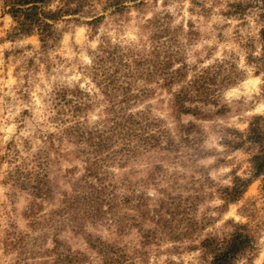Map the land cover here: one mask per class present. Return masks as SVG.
Wrapping results in <instances>:
<instances>
[{"label": "rangeland", "instance_id": "rangeland-1", "mask_svg": "<svg viewBox=\"0 0 264 264\" xmlns=\"http://www.w3.org/2000/svg\"><path fill=\"white\" fill-rule=\"evenodd\" d=\"M104 2L91 0L90 11L96 17L104 16L96 29L83 23L88 17L69 16L58 21V28L63 30L61 40L45 55L39 51L36 35L6 38L13 22L8 7L0 0V235L13 222L19 230H26L23 213L30 203L28 194L12 193L10 185H4L6 172L14 165L33 168L31 156L43 148L46 136L58 131L60 123L72 119L69 109L57 100L58 94L64 89L78 88L93 103L86 115L88 125L104 118L103 96L90 77L94 53L103 37L104 45L117 51L116 57L121 55L124 62L144 58L156 45L161 57L164 51L177 55L173 69L183 67L185 78L182 83L173 84L171 91L187 87L192 96L190 105L197 109L196 115H178L171 106L168 88L161 86L162 80H136L135 87L151 92L132 105L131 112H144L157 119L162 127L160 132L175 141L185 135L183 129L191 124L198 132L192 134L196 137L194 146L170 152L169 159L165 153H153V162L162 165L163 180L158 177V187L171 186L169 191L173 195L189 197L187 212L197 221V230L187 240L153 244L144 255L123 264H208L199 249L200 240L206 236L222 238L231 231L228 221L248 225L258 240L256 257L252 261L243 258L239 264H264L262 178L253 180L239 201L222 207L220 200V189L231 185L234 176H251L249 159L254 148L248 144L234 146L253 116L264 117L259 0H139V6L128 3V9L111 16V9L103 10ZM70 19L82 22L63 23ZM155 20L161 24L159 32L148 26V22ZM144 67L152 69L153 65ZM13 147L19 158L10 164L4 156ZM55 147L62 155L51 154L55 160L46 171L53 192L52 198L43 203L44 212L55 208L62 193L69 192L75 177L71 172L78 175L81 171L77 169L82 167L74 154L64 156L74 149L70 143ZM150 164L146 157H141L129 162L126 168H112V173L116 180L126 174L142 182L147 179ZM130 171L134 174L128 175ZM158 187L147 185L140 189L155 200ZM86 229L104 237L112 232L106 225L95 229L87 224ZM65 236L72 249L86 250L80 236L73 237L70 232ZM124 240L128 246H136L138 239L133 232ZM14 257L3 256L0 250V264H7Z\"/></svg>", "mask_w": 264, "mask_h": 264}, {"label": "trees", "instance_id": "trees-1", "mask_svg": "<svg viewBox=\"0 0 264 264\" xmlns=\"http://www.w3.org/2000/svg\"><path fill=\"white\" fill-rule=\"evenodd\" d=\"M138 1L105 0L103 10L111 9V16L128 9V3L139 6ZM259 2L262 12L260 59L264 70V0ZM3 6L8 7L7 13L13 22L6 38L14 40L36 35L39 51L45 55L61 40L63 30L58 28V21L62 18L88 17L89 20L83 23L91 29H96L104 20V16L96 17L90 11L93 8L91 0H3ZM70 22L82 21L70 19L63 23ZM159 23L155 20L148 22V26L159 32ZM104 40L103 37L100 39L90 68L92 82L103 96L101 115L104 118L95 125H88L86 115L93 108L89 96L78 88L62 90L57 100L69 109L72 119L60 123L58 131L46 136L43 148L31 156L33 168L14 165L4 176V185H10L12 193L25 192L30 197L23 213L26 230H19L13 222L0 235L2 255L15 256L7 264H93L92 260L98 264H123L125 260L141 257L153 244L181 238L187 240L196 233L197 221L190 217L186 207L189 197L173 195L169 191L171 186L158 187L162 165L153 162V153H165L169 159L170 152H179L182 146H194L196 137L192 134L198 133L195 126L185 127V135L175 141L167 133L160 132L162 127L157 119L144 112L130 111L132 105L151 92L148 88L135 87L136 80L158 78L162 80L161 86L168 88L172 96L171 106L178 115H196V107L190 105L191 91L180 87L173 92L170 88L183 82L184 68L173 69V58L177 55L164 51L161 57L158 45L144 58L124 62L121 55L116 57L117 51L104 45ZM149 63L153 65L152 69L144 67ZM239 135L241 139L235 143V148L244 144L254 148L249 159L251 176H234L231 185L220 189L222 207L239 201L253 180L262 178L264 183V117L253 116L246 131ZM65 143H70L74 149L64 156L74 154L82 164L81 170L77 169L81 172L78 175L71 172L75 177L69 192H63L55 208L44 212L43 203L52 198L53 192L46 170L55 160L51 159L53 152L62 155L55 146L60 148ZM4 157L13 164L19 158V152L13 147ZM141 157L152 162L146 169L145 181H134L126 174L120 180L114 179L112 168H126L129 162ZM133 174L132 171L128 173ZM147 185L158 187L155 200L140 189ZM87 224L95 229L106 225L112 229L113 236L104 237L89 231ZM227 224L231 231L222 238L206 236L200 240L203 257L208 259V264H239L243 258L252 261L258 249V240L252 229L233 221ZM68 232L73 237L80 236L86 250L72 249L65 236ZM133 232L137 235V245L128 246L124 238Z\"/></svg>", "mask_w": 264, "mask_h": 264}]
</instances>
